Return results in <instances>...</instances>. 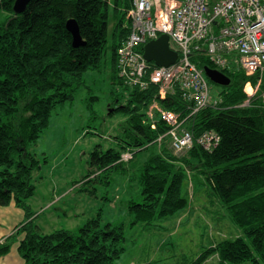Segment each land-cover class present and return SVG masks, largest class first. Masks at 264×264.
I'll list each match as a JSON object with an SVG mask.
<instances>
[{
	"label": "trees",
	"instance_id": "obj_1",
	"mask_svg": "<svg viewBox=\"0 0 264 264\" xmlns=\"http://www.w3.org/2000/svg\"><path fill=\"white\" fill-rule=\"evenodd\" d=\"M15 1L0 0V13H10L0 22V205L15 204L28 221L0 244V258L20 236L18 252L25 264H113L124 251L122 226L101 228L100 219L93 218L77 231L59 228L44 233L35 221L40 214L35 215L30 204L36 192L33 173L40 165L31 146L48 127L52 109L74 98L84 72L99 69L111 49L114 79L128 91L127 104L113 112L121 109L129 118L114 138L117 147L106 151L97 147L91 153L96 176L123 168L125 162L119 160L125 151H133L135 157L158 144L157 139L171 128L160 110L186 119L184 126L196 138L205 131L217 132L221 140L212 151L196 143L181 156L163 151L160 144V152L152 153L141 167L142 201L131 200L129 210L134 223L149 227L183 212L191 199L183 193L186 170H196L203 179L199 177L198 186L191 181L193 193L221 201L244 235L214 241L194 264L212 256L219 264H264V84L249 97L244 89L254 78L243 71L225 72L231 84L224 86L218 103L188 118L191 103L179 89L162 98L159 86L150 84L141 90L125 84L119 74L117 49L130 31L131 19L125 23V18L133 0H126L111 35L110 0H31L20 14L13 9ZM115 10L119 12L118 6ZM70 19L77 21L84 46H73L66 25ZM205 51L202 47L193 56L203 72L205 66L216 68ZM154 104L158 108L150 117ZM93 173L85 182L92 181Z\"/></svg>",
	"mask_w": 264,
	"mask_h": 264
},
{
	"label": "rangeland",
	"instance_id": "obj_2",
	"mask_svg": "<svg viewBox=\"0 0 264 264\" xmlns=\"http://www.w3.org/2000/svg\"><path fill=\"white\" fill-rule=\"evenodd\" d=\"M132 7L133 4L125 23ZM125 8L126 0H110V35ZM9 15L2 11L0 22L4 23ZM111 56L108 49L99 69L84 72L83 84L74 98L52 109L48 127L31 146V153L40 163L33 173L36 192L30 200L33 212L41 213L37 224L44 233L59 228L77 231L90 219L99 218L101 228L123 227L124 251L113 264H194L214 241L244 235L221 201L193 193L192 182L198 186L199 177L203 179L196 170H186L183 186V193L190 194V206L175 216L156 220V226L149 227L134 223L129 202L142 201L141 167L152 153L160 152V144L138 151L123 168L103 172L102 178L96 176L99 172L92 167L91 153L97 147L104 151L117 147L114 138L129 118L121 109L113 112L127 104L128 91L114 79ZM207 79L212 99H218L224 86ZM169 141V137L164 139L162 150L182 156L171 149ZM91 172L92 181L85 182ZM203 264H219V259L212 256Z\"/></svg>",
	"mask_w": 264,
	"mask_h": 264
},
{
	"label": "built area",
	"instance_id": "obj_3",
	"mask_svg": "<svg viewBox=\"0 0 264 264\" xmlns=\"http://www.w3.org/2000/svg\"><path fill=\"white\" fill-rule=\"evenodd\" d=\"M131 26L126 40L117 49L119 74L125 84L146 90L150 84L159 86L160 97L181 91L191 103L188 118L210 105L209 82L204 72L193 62V56L205 47V53L221 72L243 71L252 76L248 84L254 96L264 84V0H133ZM168 34L172 49L179 60L170 66H156L144 58L141 47ZM247 84V85H248ZM264 103V92L262 94ZM154 104L149 116H154ZM160 110V109H159ZM171 128L157 139L170 138L176 154H182L198 144L207 151L214 150L221 137L215 131H205L197 138L184 126L175 112L160 110ZM155 127V126H153ZM134 157L125 151L120 162Z\"/></svg>",
	"mask_w": 264,
	"mask_h": 264
},
{
	"label": "water",
	"instance_id": "obj_4",
	"mask_svg": "<svg viewBox=\"0 0 264 264\" xmlns=\"http://www.w3.org/2000/svg\"><path fill=\"white\" fill-rule=\"evenodd\" d=\"M31 0H16L13 6L15 13H23ZM67 29L73 36V46L80 47L86 44L83 40L80 28L75 19L67 21ZM144 58L148 62H153L156 66H170L179 60V53L170 46V37L168 34H161L157 39L151 40L143 47ZM205 75L213 82L229 86L231 78L218 69L204 67Z\"/></svg>",
	"mask_w": 264,
	"mask_h": 264
},
{
	"label": "crops",
	"instance_id": "obj_5",
	"mask_svg": "<svg viewBox=\"0 0 264 264\" xmlns=\"http://www.w3.org/2000/svg\"><path fill=\"white\" fill-rule=\"evenodd\" d=\"M37 214H40L39 216H41L40 212H37L35 215ZM27 221L28 219L25 216L24 210L18 208L15 204L12 203L8 206L0 205V244L15 234ZM21 239L22 236H20L18 241L13 244L11 251L0 258V264H25V261L18 252V246Z\"/></svg>",
	"mask_w": 264,
	"mask_h": 264
},
{
	"label": "bare ground",
	"instance_id": "obj_6",
	"mask_svg": "<svg viewBox=\"0 0 264 264\" xmlns=\"http://www.w3.org/2000/svg\"><path fill=\"white\" fill-rule=\"evenodd\" d=\"M248 85H250V84H248ZM250 87L251 86H248L247 89H246L248 92H252V87L251 88Z\"/></svg>",
	"mask_w": 264,
	"mask_h": 264
},
{
	"label": "clouds",
	"instance_id": "obj_7",
	"mask_svg": "<svg viewBox=\"0 0 264 264\" xmlns=\"http://www.w3.org/2000/svg\"><path fill=\"white\" fill-rule=\"evenodd\" d=\"M246 86H247V84H246ZM246 86H245V89H246Z\"/></svg>",
	"mask_w": 264,
	"mask_h": 264
}]
</instances>
